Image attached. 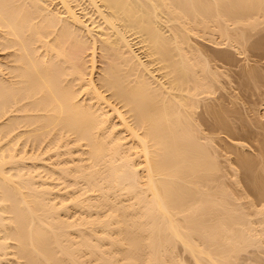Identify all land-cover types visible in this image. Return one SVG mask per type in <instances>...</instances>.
Listing matches in <instances>:
<instances>
[{"label": "bare ground", "instance_id": "1", "mask_svg": "<svg viewBox=\"0 0 264 264\" xmlns=\"http://www.w3.org/2000/svg\"><path fill=\"white\" fill-rule=\"evenodd\" d=\"M261 32L264 0H0V264H264V122L218 135L249 122L207 54Z\"/></svg>", "mask_w": 264, "mask_h": 264}, {"label": "rangeland", "instance_id": "2", "mask_svg": "<svg viewBox=\"0 0 264 264\" xmlns=\"http://www.w3.org/2000/svg\"><path fill=\"white\" fill-rule=\"evenodd\" d=\"M263 33H264V32L259 33V35L261 36V38H262V36H263L262 39L260 38V36H259L258 33H257V35H256V34L254 35V39L251 37V38L253 39V42H252V39H251V40L249 39L250 41L247 40V43H248V42L250 43V44H248V45H250L249 47H251V44H252V47H253V48L251 47V49L249 48V50H247L248 46H247V43H245V46H247L246 48L244 47V48L247 50L246 52H245L244 49L242 50L244 53H242V52H238V53H236L237 51H236V52L230 51V53L233 52V54L235 53V55H236V57H235V55H233V54L231 53V56L233 55V57H232L233 60H234L233 62H231V61H232L231 59H229V60H231V61H229V60H227V58L225 57V56H228L229 53H228V55H226L227 53L224 55V54H222V53H224V51H222V52L219 51V52H218V50H219L218 47H220V46H222V45L214 46L213 44H209L208 42H205V43H204V42H199L200 45H204V46H203V47H204V48H203L204 50H205V44H206V43H208V44L211 45V46L213 45L214 47H213V46H212V47L215 48L214 51H216V49L218 48V50H217L218 54H219L220 56L224 55L223 58H226V60L230 62V63H229V62H226L225 60H224L225 62L222 61V59H219V58H220L219 56H216V55H217V52H214L213 49H209V48H208L209 51L207 52V54H210L209 52H211L212 55H213V56H212V55L210 54L211 57H213V59H215L214 57H216L215 60H212V58H211V60H210V59H209V60H210L211 62L213 61L212 63L215 65V67L218 66V71H223V73H220V76H221V75H223V76H222V77H219V78H220V81L222 80L221 82H223V83L225 84V85H224L223 83L221 84V85H224V86H222V87H225V89H222V90H221V89L218 88V89L216 90V91H218V92H216V91L214 92V93L216 94V95H215V96H216L215 98L219 99V97H221L220 100L222 99V100L224 101V103L221 104V106H222V105H223V106L225 105L226 108H227V107H228V108H231V107H232L233 109H235V107H233V106H234V102H235V104L237 105V106L235 105V106L237 107L236 109H237L239 112H237V110H233V109H232V112L234 113V111H236L235 114H237V113H238V115L240 114V115H239V116H240L239 118H241L242 115H243V117H245V118L248 119V122H249V123H248V126L251 125L250 127H248L247 124H245L244 122L240 121V120H242V119L239 120V119L237 118L238 116H237V115H234V114H233V116H234L236 119H235V118L232 119L233 116L231 115V114H232V112H231L230 115H231L232 117H231L230 115H229V116H230V118L232 119V123H233V125H234V123L236 124V121H235V120L238 119L237 121H239V122H237L236 126L238 125L237 127H241V128H239V129H240L242 132L237 128L239 131L236 132L237 130L235 129V132H236V133H239V132H240V134H237V135H238V136H237L236 133H234V136H233L232 134H231L232 136H229L228 133H223V131H224L225 129L222 130V128H221L222 132H220V130H219V132L222 133V134H218V135L221 136V138H224V139H225V137H226L225 140H227V141H228L229 137L231 138V141H233V139L236 137L237 141H240V140H241V142L243 141L244 144H248V146L250 145L249 147L252 146L253 148L251 147V149H252V151H254V152H256V149H255L256 146H255V144H257V143H256V142H257V139H256V138H258V137H256V136L259 135L258 133L260 132V131H259V130H260V127H259L260 125H259V124H262V122H264V118H262V117L260 116L259 118H260L261 120L259 119V121H258V117H256V115H253V114H254L253 112H257V113L260 112V113L263 114V111H264V81H263L264 78L262 79V78L260 77V76H261V75H260V76H258V77H259V79H258V77H257L255 74H253V75L257 78L256 80H258V81L260 80V82H259V86H258V84H257L256 87H253V86H255V85H252V84H254V83H253V82L251 83V82L249 81V84H248V82H247L248 77H247V79H246V82H247V83L244 82V81H245V79L243 78L244 76H242L241 74H243V75H244V74H247V73H242V72H243V71H244V72H245V71H248L247 69H249V68L251 69V67H254V66H255V67H254L255 70H259V71L261 70L260 73L262 74V71H263V74H264V46H263V45H264V44H263V43H264V41H263V40H264V34H263ZM253 34H254V33H253ZM250 36H251V35H250ZM252 36H253V35H252ZM256 36H257V37H256ZM255 38H257V40H256ZM259 39H261L262 41H261V40L259 41ZM199 40H201V39H198V41H199ZM254 40H255V41H258V43L256 44V42H255ZM251 42H252V43H251ZM260 42H261L263 45H262V44H259ZM254 43H255V44H254ZM206 45H207V44H206ZM209 45H207V46H209ZM253 45H258V48H257V46H253ZM259 45H262V46H259ZM212 47H211V48H212ZM254 47H255L256 49H255ZM259 47H261V48H259ZM223 48H224V46H223ZM221 49H222V47H221ZM225 49H226V48H225ZM233 49H234V48H232V49L227 48V52H229L228 50H233ZM223 50H224V49H223ZM205 51H207V49H206ZM234 51H235V50H234ZM225 52H226V51H225ZM215 53H216V54H215ZM220 53H221V54H220ZM210 55H208V56H209L208 58H210ZM221 58H222V57H221ZM97 63L99 64L100 62H97ZM212 63H211V64H212ZM98 64H97V65H98ZM213 64H212V65H213ZM214 65H213V66H214ZM245 67H246V68H245ZM256 67H257L258 69H256ZM242 68H245V70H244V69L242 70ZM252 69H253V68H252ZM252 69H251V70H252ZM97 70H98V68L95 69V74L98 73ZM224 70H226V71L229 70V71H228V74H227L226 71H224ZM241 70H242V71H241ZM224 72L227 74V77H225L226 74H225ZM249 72H250V71H249ZM252 72H253V71H252ZM256 72H258V71H256ZM256 72H254V73H256ZM239 73H240V74H239ZM258 73H259V72H258ZM260 73H259V74H260ZM230 74H231V75H230ZM263 74H262V77L264 76ZM228 75L231 77V78H230L231 81H229L230 79L228 78ZM238 75H239V76H238ZM240 75L242 76V80H244L243 82L246 83L245 85H243V83H242L241 80L239 81V79L241 78ZM245 76H246V75H245ZM249 76H250V75H249ZM254 76H253V78H254ZM95 77H97V74L95 75ZM260 78H261V79H260ZM249 80H250V78H249ZM251 80H252V79H251ZM254 80H255V79H254ZM261 80H262V82H261ZM258 81H257V83H258ZM225 82H226V83H225ZM250 84H251V85H250ZM255 84H256V83H255ZM241 85H243V87H242ZM246 85H247V86H246ZM244 86H245V87H244ZM220 88H221V87H220ZM213 95H214V94H213ZM229 95H231V96H229ZM213 97H214V96H213ZM213 97H212V98H213ZM230 98H232V99H230ZM213 99H214V98H213ZM229 99H230V100H233V101H231V102H233V106H231L232 104L229 103V102H230ZM214 100H215V101H214L215 104H217V103L219 104V101H220V100H218L217 103H216V99H214ZM223 101H222V102H223ZM220 102H221V101H220ZM236 102H237V103H236ZM223 106H222V107H223ZM229 106H230V107H229ZM224 109H225V108H224ZM199 110L202 111V107H200ZM261 110H262V111H261ZM201 111H199V114H200ZM228 111H229V110H228ZM230 111H231V109H230ZM230 111H229V113H230ZM258 111H259V112H258ZM260 113H259V114H260ZM202 114H204V113L202 112ZM206 114H207V113H206ZM207 115H208V114H207ZM207 115H206V116H207ZM257 115H258V114H257ZM260 115H261V114H260ZM201 116H202V115H198L197 119L200 120V122H201L202 124H201L200 122H199V124L202 126L203 124L207 123L208 120L206 119L207 117H206L205 115H204L205 118H203V116H202V118H203L204 121H205V122L203 123V121H201L202 119L200 118ZM208 117H209V116H208ZM243 117H242V118H243ZM255 117L257 118L256 120H254ZM249 118L253 119V121H256V123L260 122L259 124H257L258 127H256V126H255L256 123L250 121ZM208 119H209V118H208ZM199 120H198V121H199ZM206 120H207V121H206ZM211 120H212V119H211ZM211 120L209 119L210 122H212ZM233 120H234L235 122H233ZM243 121H245V120L243 119ZM210 122H209V123H210ZM241 122H242L244 125H246V127H248V129H247V128H244V126H243V124H242ZM209 123H208V125H209ZM240 123H241V125H242L243 128H244L243 130H242V126L240 125ZM246 123H247V122H246ZM252 123H253V124H252ZM249 124H250V125H249ZM205 125H206V124H205ZM213 125H214V124H213ZM239 125H240V126H239ZM253 125H254V126H253ZM211 126H212L211 124H210V126H207V125H206L205 128H206V127H209V128L212 129L213 127H211ZM215 126H217V125H215ZM215 126H214V128H215ZM261 126H262L261 129L264 128V124L261 125ZM203 128H204V127H203ZM216 129H217V127H216ZM218 129H219V127H218ZM206 130L208 131L209 129L206 128ZM206 130H205V131H206ZM212 130L215 131V129H212ZM244 130H247V131H244ZM262 130L264 131V129H262ZM262 130H261V131H262ZM257 131H259V132H257ZM209 132H211V131H209ZM209 132H208V133H209ZM217 132H218V131H217ZM217 132H216V133H217ZM211 133H213V132H211ZM229 133H230V132H229ZM231 133H233V132H231ZM262 133H263V132H262ZM262 133L260 132V134H262ZM213 134H215V133H213ZM226 134H227V135H226ZM215 135H216V134H215ZM263 135H264V134H263ZM263 135H262V136L259 135V136H260L261 139L264 140V138H262V137H264ZM232 137H234V138H232ZM222 140H223V139H222ZM225 140H224V142H223V143L225 144V147L223 146V145H224L223 143H221V144H223V145L220 144V141H219V143H218V144H220L219 147L221 146L219 149H220L221 152H223V154H224V156H223V154L221 153L222 156H221V158L219 157V159L221 160V162H222V160H223V162L225 161V162L227 163L226 156H228V158H232V157L234 156V155H233L234 153L231 152L232 150L229 151V152L233 155V156H232V155L228 152L232 157H231L230 155L227 154V151L230 150V147H232V146H231V144H230V143H231L230 140H229V141H230V142H229V145H228L227 141H225ZM255 140H256V141H255ZM235 141H236V140H235ZM254 141H255V142H254ZM254 143H255V144H254ZM222 146L224 147V150L221 149V148H223ZM254 146H255V147H254ZM245 147H246V145H245ZM232 148H233V147H232ZM232 148H231V149H232ZM247 148H248V147H247ZM247 148H244L245 150H242V151H246V153H247V152H248L247 150L249 149V151L252 152L250 148H248V149H247ZM246 149H247V150H246ZM253 149H254V150H253ZM220 150H219V152H220ZM225 152H226V153H225ZM225 154H226V155H225ZM219 156H220V155H219ZM234 157H235V156H234ZM223 158H224L225 160H224ZM232 159H235V158H232ZM232 159H230L231 161H229V163H227V167H228V165H229L230 163L232 164V162L234 161V160L232 161ZM223 162H222V164L224 165ZM234 162H235V161H234ZM234 162H233V163H234ZM222 164H221V165H222ZM235 164H236V163H235ZM232 165H234V164H232ZM225 166H226V164H225ZM222 167H224V166H222ZM228 168H229V167H228ZM228 168H226V169H228ZM223 169H224V168H223ZM226 169H224V170H225V171H224V174L226 173L225 176L228 175V173L226 172ZM229 171H231V170H228V172H229ZM231 173H232V171H231ZM232 175H233V174H232ZM230 177H231V174H230ZM230 177L227 176L226 178H230ZM232 179H233V177L230 178L231 181H233ZM240 179H241V178L239 177V181H240ZM241 180H242V179H241ZM229 182H230V181L227 180V181H226V184L229 183ZM230 183H231V182H230ZM230 183H229V184H230ZM233 183H234V182H233ZM238 183H239V182H238ZM231 184H232V183H231ZM236 184H237V183H236ZM240 184H242V185H240V186H243L242 181H241ZM227 186H228V184H227ZM229 186H230V185H229ZM232 186H233V184H232ZM237 186H238V184H237L235 187H237ZM240 186H238V188H239ZM230 187H231V186H230ZM235 187H233V188L235 189ZM242 188H243V187H242ZM242 188L240 187L241 190H242ZM234 189H233V190L230 189V190L232 191V193L236 192L237 194H240V198H241V200H242V197H244V196H245V193H246L245 190H244V189L242 190L243 192H245V193L243 194V192L240 193L239 191L234 190ZM233 195H235V194H233ZM242 195H243V196H242ZM241 196H242V197H241ZM235 197H236V196H235ZM260 200H261V199H259V202H257V201H256V202H257L258 204H261V203H260ZM243 201H244V199H243ZM261 202H262V200H261ZM252 249H253V248H252ZM249 250H250V249L247 250V253L249 252ZM250 251H252V250H250ZM253 251H255L257 254H259L256 250H253ZM253 251H252V253L250 252L251 254H247V253L244 252V254H243V258H242V256L240 255L241 258H242V259L239 258V259H240V263L244 262L243 264H246V262H245L244 260L247 258V255H249V256L252 255V254L254 253ZM245 254H246V255H245ZM254 254H255V253H254ZM257 254H256V255H253V256H254V259H257V258H258ZM182 256L185 257V255H182ZM253 256L250 257V258H252V259H250L251 262H252V260H253ZM255 256H256V258H255ZM185 258H186V257H185ZM247 259H249V257H248ZM241 260H243V261L241 262ZM248 261H249V260H248ZM248 261H247V263L250 262V261H249V262H248ZM253 261H254V264H256V261H257V260H256V261L253 260ZM188 262H189V261H188ZM250 264H251V263H250ZM252 264H253V263H252Z\"/></svg>", "mask_w": 264, "mask_h": 264}]
</instances>
